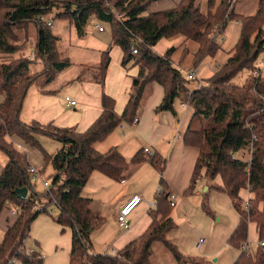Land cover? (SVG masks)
<instances>
[{"label":"trees","instance_id":"obj_1","mask_svg":"<svg viewBox=\"0 0 264 264\" xmlns=\"http://www.w3.org/2000/svg\"><path fill=\"white\" fill-rule=\"evenodd\" d=\"M154 1L0 0V55L7 54L5 60L0 56V149L8 155L0 175V213L4 207L15 211L0 242V264L43 262V254L27 250L25 241L34 218L47 212L50 204L59 209L54 216L57 222L72 230L70 264H151L155 241L172 250L178 264H202L197 257L178 250L169 238L176 222L171 216V192L162 175L168 161L158 153L149 157L162 176L155 197L157 207L149 212L152 222L118 252L102 253L94 249L93 232L104 222L93 214V198L83 193L84 187L92 172L98 170L120 180L130 164L118 147L101 152L95 143L105 139L122 122L135 123L149 82L165 87L157 111L174 110L176 99L194 110L184 135L187 145L200 149L192 185L198 180L222 177V184L212 186L231 196L241 218L229 238V244L240 250L234 264H264V77L256 73L255 65L264 51V0H258L257 10L251 15L233 8L229 11L228 0H222L219 6L217 0H206L204 8L199 0H181L173 8L148 12ZM93 16L107 22L112 30L111 44L103 51L97 68L100 76H95L100 84L104 86L112 46L123 49L124 63L139 66L127 106L118 114L115 99L104 92L101 115L82 132L76 127L22 120L20 113L30 86L39 82L43 88L73 64L68 55L62 54L54 23L66 17L83 37ZM236 19L241 20L242 30L237 45L228 51V59L216 68L205 85L192 86L181 70L184 62L189 60V65L197 68L208 55L216 54L228 23ZM177 36L182 37L181 45H170L162 55L155 51L162 38L172 40ZM31 39L30 52L18 54ZM135 48L137 52L133 51ZM31 52L33 58L29 57ZM243 70H249L248 77L243 82H234ZM40 134L59 141V150L50 154L42 149ZM16 137L26 147L42 149L44 164L53 166L47 189L35 190L27 171L26 151L17 147ZM144 154L141 149L130 161L140 162ZM23 187L28 188L26 198L15 192ZM245 189L251 193L247 203L242 194ZM251 222L259 232L254 254L248 247Z\"/></svg>","mask_w":264,"mask_h":264},{"label":"crops","instance_id":"obj_2","mask_svg":"<svg viewBox=\"0 0 264 264\" xmlns=\"http://www.w3.org/2000/svg\"><path fill=\"white\" fill-rule=\"evenodd\" d=\"M180 1L156 0L148 6L147 11L156 12L170 9ZM235 2L237 5L239 0H235ZM236 5L234 10L239 12ZM255 10H257V6ZM104 31H106L105 28L102 32ZM169 42H172L171 45L177 46L181 45L183 41L182 37L177 36ZM110 44V42H103L93 53L77 57L78 60L74 61L76 66L63 71L64 75L59 77V83L56 82L57 78L45 84L43 88L39 87V84L33 83L23 101L21 119L28 123L35 120L44 125L54 123L59 127H76L78 131L82 132L87 130L101 115L103 111L101 99L104 92L115 99L116 112L122 113L128 104L133 88V79L139 74L138 65L134 62L127 64L123 62V49L119 45L110 47V62L105 72L104 86L91 76L85 78V74H83L89 67L100 66L103 59L102 53ZM179 52L175 54L177 61L180 58ZM188 63L189 60L184 62L189 65ZM164 95L165 87L157 82H149L140 101L141 107L137 114L139 120L135 123L122 122L105 139L95 143V147L101 152L118 147L130 164L120 180L105 174L104 177L94 175L102 182L101 189L108 190L110 193L107 199L99 197V206L96 212L91 204L93 214L103 217L104 222L100 228L93 232V243L95 234L100 229L106 228L104 227L105 221L115 222L116 214L122 204L137 194H140L143 200L147 199V212H139L136 218L131 216L132 212L128 217L130 221L128 230H123L121 235L108 233L105 243L108 245L112 242L121 247L138 238L143 230L150 225L152 221L148 214L151 209L149 205L155 202L153 207H157L155 197L162 176L149 157L158 153L168 161L162 174L168 184V190L177 194L176 204L171 207V216L175 220L176 226L168 233L169 238L178 250L186 255L197 257V260L202 264H234L240 250L229 244V238L241 221L240 213L227 192L212 186V184L223 183L221 176L211 181L198 180L192 185L200 149L197 146L187 145L184 135L194 110L190 105H184L185 102L181 99H176L174 110L157 111V107L163 102ZM66 97L76 100V105L68 104ZM1 100L0 91V102ZM39 140L45 145L49 144V141H54V145L50 142L53 153L61 147V143L48 134H40ZM145 148H149L150 153H145L143 160L136 163L130 161L137 151ZM85 194L87 195V193ZM242 194L245 203H247L251 196L250 191L245 189ZM102 206L110 207L107 214H104L105 210ZM9 218L11 217L8 216L7 222ZM248 233V247L251 237L257 244L259 232H257L255 223L249 224ZM200 236H206L207 242L202 250L197 251L195 244ZM152 250L151 264H178L173 251L163 242L155 241Z\"/></svg>","mask_w":264,"mask_h":264},{"label":"rangeland","instance_id":"obj_3","mask_svg":"<svg viewBox=\"0 0 264 264\" xmlns=\"http://www.w3.org/2000/svg\"><path fill=\"white\" fill-rule=\"evenodd\" d=\"M202 3V7H205V1L206 0H199ZM222 0H217V5L219 6L221 4ZM258 0H239V2L236 5V2H233L232 0H228V10L231 11V9L237 6V9L239 12L244 13V15H248L251 13L256 12V6H257ZM255 7V8H254ZM228 11V12H229ZM150 12V11H148ZM236 22H230L227 26V28L224 30L222 35V41H221V48L216 52L214 55H208L207 58L204 59V61L197 67L194 68V66L190 65H184L181 67V70L183 71L184 75L189 78L190 74L195 73L196 77L190 79L191 85H198L200 80L205 85L208 82L209 77L213 74V72L216 70V68L222 63H224L229 55L228 51H230L232 48H234L240 38L242 25L241 20L236 19L234 20ZM99 26H103L106 31L102 32L100 29H98ZM87 33L84 37H80L77 29L75 28V24L70 22L68 18H62L58 19V21L55 22L54 30L56 34L60 36V41L58 42V45L61 48L62 54L68 55L71 59V62L74 64L71 67L76 66L74 61L78 60L77 57L80 55H88V53H93V51L97 48H99V45H101L103 42L109 43L111 42V35L112 30L109 26V24L103 20H99L96 16H93L87 27ZM170 39L162 38V40L159 41V43L156 45L155 50L158 54L162 55L164 51L172 44V42H169ZM32 39L28 42L26 45V48L22 50L21 52H18V54L26 53L28 54L32 48L31 42ZM98 45V47H97ZM109 47V46H108ZM108 47L106 49H108ZM7 54H1V59L5 60ZM188 64H191L190 62ZM256 68L257 72H260L262 74V77H264V51L260 53L259 57L256 60ZM98 67H89L86 71L83 72L85 78H89L90 76L94 79L95 76H100L99 71L97 70ZM64 75V72H59L57 74V81L59 83V77H62ZM249 75V70H243L241 73L238 74L237 77L233 79L234 82L240 81L243 82ZM42 77V79H44ZM97 80V79H96ZM39 83V82H38ZM37 83V84H38ZM15 144L17 145L20 150H25L26 154L28 155L29 165H33L37 167L39 170L42 171V175L44 179H50L51 174L54 172L53 166L51 164H44L43 161V150L47 151L48 153H53L51 150L52 145H54V141H49V144H44L41 141L42 149L38 147H26L25 144L19 139L18 137L14 138ZM51 142V143H50ZM48 145V146H47ZM58 151V150H56ZM248 156H246L247 158ZM8 161V155L5 150L0 149V175L2 174V171L4 170L6 163ZM94 175H102L104 177V174L101 171H94L91 179L88 181L87 186L85 187L84 193H87L88 196L93 197L92 201V207H94V211L98 209L99 206V197L102 196L104 199H107L109 196V191H105L101 189L102 182L95 178ZM33 182V186L35 187V190L37 191H43L45 190L44 181L41 177H33L30 176ZM126 180V179H124ZM100 182V183H99ZM104 187V186H103ZM155 194V193H154ZM154 197V195H153ZM43 203V201H42ZM147 199L143 200L140 204L137 205V208L133 211L131 216L137 217V214L139 212L145 211L147 212ZM41 206L40 204L38 205ZM104 207L105 213L107 214L110 210V207L108 206H102ZM13 208L4 207L3 211L0 213V242L3 241L4 234L7 229V219L8 216L12 219L15 217L13 216ZM47 212H40L32 222V227L30 231V235L27 237V240L25 241V247L27 250L30 251H38L43 254L44 260L41 264H70V250L72 245V230L68 226H62L60 223L57 222L54 216H57L59 213V209L56 207L55 204H50L48 206ZM149 214V213H148ZM130 217V216H129ZM103 218V217H102ZM106 228H103L104 230L100 229L95 234L94 239V249L97 252L102 253H115L118 252L123 246H119V244L116 243H110L107 245V237L106 235L111 232L113 235H121L123 230L126 231L128 229L122 228L120 226V223L117 222V220L112 221H105ZM145 230V229H144ZM143 230V231H144ZM104 244L101 246L100 244ZM127 244V243H126ZM249 248H251L252 253L254 254L257 251V244L256 241L251 237L249 240Z\"/></svg>","mask_w":264,"mask_h":264},{"label":"built area","instance_id":"obj_4","mask_svg":"<svg viewBox=\"0 0 264 264\" xmlns=\"http://www.w3.org/2000/svg\"><path fill=\"white\" fill-rule=\"evenodd\" d=\"M233 2H235V0H233ZM48 24L52 26L51 22H49ZM98 29H100L101 32L104 30L103 26H99ZM133 51L137 52V49L135 48L133 49ZM29 57L33 58L34 52H31L29 54ZM195 77H196L195 73L189 75V79H193ZM201 84L203 83L200 80L198 85H201ZM66 102L74 106L76 105V100L71 99L70 97H66ZM183 104L186 105V103H183ZM138 120H139V117L136 116L134 119V122H137ZM144 151L146 154L150 153L149 148H145ZM27 171L29 175L30 176L33 175L34 178L41 177L44 181V185L46 189L50 186V180L44 179L42 175V171L39 170L37 167L33 165L32 166L29 165L27 168ZM142 200H143V197L140 194H137V195L132 196L130 199H128L125 203L122 204L121 209L116 214L117 221L120 223V226L122 228L128 229L130 227V221L128 220V217L137 208V205ZM176 200H177V194L172 192L170 194V204L174 206L176 204ZM149 206L150 208H152L153 206H155V202H152V204H150ZM13 213L15 214V211H13ZM206 242H207L206 236H200L195 244V249H197V251L202 250V247L206 244ZM244 247H246V245H244Z\"/></svg>","mask_w":264,"mask_h":264},{"label":"water","instance_id":"obj_5","mask_svg":"<svg viewBox=\"0 0 264 264\" xmlns=\"http://www.w3.org/2000/svg\"><path fill=\"white\" fill-rule=\"evenodd\" d=\"M16 194L20 195L22 198H26L28 196V188L23 187V188H18L16 189Z\"/></svg>","mask_w":264,"mask_h":264}]
</instances>
